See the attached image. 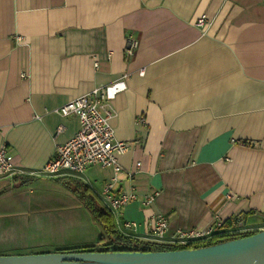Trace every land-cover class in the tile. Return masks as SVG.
<instances>
[{
    "label": "crops",
    "instance_id": "1",
    "mask_svg": "<svg viewBox=\"0 0 264 264\" xmlns=\"http://www.w3.org/2000/svg\"><path fill=\"white\" fill-rule=\"evenodd\" d=\"M203 15L207 33L195 25ZM95 89L107 92L116 139L130 144L118 163L135 174L121 176L118 193L133 188L138 200L113 213L121 232L135 222L126 236L145 241L157 215L170 234L237 216L264 226V0H0V143L16 166L0 175V256L100 240L75 190L102 201L112 171L40 172L80 127L57 110Z\"/></svg>",
    "mask_w": 264,
    "mask_h": 264
},
{
    "label": "built area",
    "instance_id": "2",
    "mask_svg": "<svg viewBox=\"0 0 264 264\" xmlns=\"http://www.w3.org/2000/svg\"><path fill=\"white\" fill-rule=\"evenodd\" d=\"M195 25L203 33H207L211 27V21L207 15H203L198 18ZM16 40L21 42L23 38L18 36ZM136 49L137 42L130 41L127 49L130 58L135 55ZM95 65L98 66L97 62ZM140 75H145L143 70ZM25 76L26 74H23L22 78ZM113 111L107 92L103 89H95L90 94L62 105L57 113L64 118L75 117L80 127L71 140L56 148L54 156L40 172L42 176L47 177L66 175L79 177L91 167L110 169L112 175L103 184L100 195L109 210L112 213H118L129 203L138 200V195L133 188L118 193V187L122 183L121 176L125 175L126 180L129 181L134 177L135 172L122 169L118 163V156L126 153L130 144L116 139L115 131L110 124L114 115ZM138 121L145 123L146 119L140 116ZM60 131L61 129L58 133ZM247 145L248 143H242V146ZM135 168L139 169L140 164H137ZM14 174H16L14 156L8 145L2 142L0 143V175L13 176ZM154 200V195H149L144 198L142 204L150 207ZM167 220L163 215L153 216L146 226L145 242L171 247H188L191 250L197 249L195 246L198 244L209 243L214 239L227 242L234 236L264 231V226L259 230L247 228L243 219L237 216L229 228L223 227L224 223L217 220L206 229L178 230L170 234V225ZM136 227L135 222L126 223L122 226V232L127 234V231H135Z\"/></svg>",
    "mask_w": 264,
    "mask_h": 264
},
{
    "label": "water",
    "instance_id": "3",
    "mask_svg": "<svg viewBox=\"0 0 264 264\" xmlns=\"http://www.w3.org/2000/svg\"><path fill=\"white\" fill-rule=\"evenodd\" d=\"M0 264H264V231L191 250L0 256Z\"/></svg>",
    "mask_w": 264,
    "mask_h": 264
},
{
    "label": "trees",
    "instance_id": "4",
    "mask_svg": "<svg viewBox=\"0 0 264 264\" xmlns=\"http://www.w3.org/2000/svg\"><path fill=\"white\" fill-rule=\"evenodd\" d=\"M75 192H78L79 199L82 204L92 213L95 219L98 221L102 228V236L98 243L93 246H87L82 248L73 249H58L54 252L49 253H111V254H123V253H133V252H158V251H174V250H184L188 247H171L160 244H155L151 242L139 241L126 236L125 233L118 229L115 217L113 213L103 204V202L96 197L94 192L86 186L77 187ZM232 220L223 224V227L229 228L232 225ZM259 232H254L245 235L234 236L233 238L227 240H235L239 238H244L252 236ZM226 241L219 242L218 239H214L209 243H202L195 246L196 248L208 247L223 243Z\"/></svg>",
    "mask_w": 264,
    "mask_h": 264
}]
</instances>
